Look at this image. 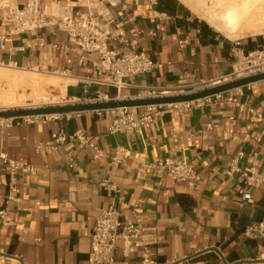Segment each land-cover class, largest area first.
I'll return each mask as SVG.
<instances>
[{
    "label": "crops",
    "instance_id": "crops-1",
    "mask_svg": "<svg viewBox=\"0 0 264 264\" xmlns=\"http://www.w3.org/2000/svg\"><path fill=\"white\" fill-rule=\"evenodd\" d=\"M76 1L39 0L54 13L70 2L75 14L86 7L108 10L111 20L103 23L108 47L118 53L144 48L154 59L149 73L124 78L115 98L229 79L237 71L234 45L211 25L216 34L203 36L196 20L204 19L181 0L183 8L172 14L158 8L160 0H87L86 7ZM98 60L97 53H85L54 26L10 33L0 11V86L23 89L28 85L8 77L58 73L75 82L68 84L69 96L111 94L115 89L103 83ZM224 94L236 96L244 107L211 102L179 111L162 106L134 133L107 131L111 109L0 125V207L8 179L1 155L24 165L16 175L20 201L8 205L16 221H0V264H91L93 221L110 204L123 214L135 209L142 225L140 238L116 241L115 264H141L146 250L149 264H264V236L244 231L264 216V187L247 188L245 198L237 192L241 171L264 174V122L247 109L262 107L264 81ZM53 133L65 138L55 147L49 143ZM80 133L92 145L80 143L75 136ZM169 155L192 164L198 177L175 182L148 166ZM117 190L127 192L123 199Z\"/></svg>",
    "mask_w": 264,
    "mask_h": 264
},
{
    "label": "built area",
    "instance_id": "built-area-1",
    "mask_svg": "<svg viewBox=\"0 0 264 264\" xmlns=\"http://www.w3.org/2000/svg\"><path fill=\"white\" fill-rule=\"evenodd\" d=\"M87 0H77L76 3L84 6ZM86 7V6H84ZM1 24L6 26L10 33H25L27 31L42 29L49 26L57 27L64 32L69 41L77 45L87 54L97 53L99 60L96 64L97 68L102 69L105 75L103 83L115 89L116 95L119 89L125 85L124 78L128 76L143 75L149 73L154 67V59L144 48H134L125 53H118L108 47L110 38L108 31L103 27V23L110 21V12L108 10H100L92 12L88 7L83 12L74 13V5L65 4L60 6L57 13L44 8L39 0H27L20 5L14 4L11 0H0ZM4 38L3 40H5ZM237 45L238 42H235ZM234 46L233 53L237 51ZM236 72L235 74H237ZM89 83V82H87ZM217 81L203 82L197 86L186 87L182 89L159 90L151 89L139 95L138 97H158L161 95H175L191 93L200 89H204ZM111 94L97 92L94 95H87L82 98H76L74 102H93L109 99ZM117 97V96H115ZM111 97V98H115ZM211 102L234 104L238 107L244 105L233 95H225L217 93L209 97L197 99L190 102H181L166 105H148L145 106L144 112H135L132 108L122 107L111 109L114 116L108 124L107 131L109 133H129L136 132L145 124L151 122L154 115L159 113L156 109L162 106L172 107L179 111L186 110L193 105L210 104ZM254 113L257 118L264 122V102L261 108L254 110L247 108ZM103 111V110H101ZM101 111H93L100 113ZM79 114L80 112H74ZM57 116V115H53ZM34 117L24 118H0V125H10L20 120ZM80 143L89 144V139L83 134L75 135ZM64 136L60 133H53L49 141L52 147L64 141ZM239 153L238 156H240ZM2 161L7 167L8 179L5 185L4 206L0 207V221L3 224H13L16 221V215L10 214L8 205L18 203L19 189L16 185V175L18 170L24 165L14 159L1 155ZM236 158H232L229 163V171L234 170ZM150 168L163 170L165 177L175 182H187L198 177L195 167L177 155H169L166 157H156L148 165ZM29 171H33L34 167L26 166ZM241 184H239L237 192L242 198L246 196V189L249 187H264V174L257 172L253 168L243 170L240 173ZM120 198L123 199L126 191H118ZM136 211L131 214H123L119 208L113 204L108 205L95 217L90 232V258L91 264H115L113 249L116 241L122 239L124 243H130L141 237L142 225L140 219L136 216ZM249 236H264V216L256 222L248 225L244 230ZM149 255L146 250L142 257L141 264H149Z\"/></svg>",
    "mask_w": 264,
    "mask_h": 264
},
{
    "label": "bare ground",
    "instance_id": "bare-ground-1",
    "mask_svg": "<svg viewBox=\"0 0 264 264\" xmlns=\"http://www.w3.org/2000/svg\"><path fill=\"white\" fill-rule=\"evenodd\" d=\"M190 7L202 19L224 34L229 39H236L244 36V33L260 34L264 32V10H261V0H181ZM238 27V28H237ZM243 68L238 72L245 75L253 72L249 68ZM261 68L260 70H263ZM62 74H48L32 72L24 76L8 77V81L16 84L23 83L29 86L30 98L33 103H24V96H17L14 89L7 87L0 89V110L10 107H36L39 106L37 100L42 99L44 104H61L57 101V96H63L66 87L70 83H75L69 76L61 77ZM63 76V75H62ZM4 77V76H3ZM50 88L57 92L53 99H49L43 92ZM49 91V90H48Z\"/></svg>",
    "mask_w": 264,
    "mask_h": 264
},
{
    "label": "water",
    "instance_id": "water-1",
    "mask_svg": "<svg viewBox=\"0 0 264 264\" xmlns=\"http://www.w3.org/2000/svg\"><path fill=\"white\" fill-rule=\"evenodd\" d=\"M263 80L264 69H258L245 75H239V73H237L229 77V79L217 80V83L191 93L161 95L158 97L109 98L102 101L66 102L61 104L43 105L36 107H14L0 110V118H24L30 116L63 115L74 112L101 111L122 107L132 108L148 105H166L181 102H190ZM210 249L217 250L215 247H212ZM196 254L197 253L190 255L186 257V259L192 258ZM218 254L223 259L222 254L219 251ZM223 261L225 262L224 259Z\"/></svg>",
    "mask_w": 264,
    "mask_h": 264
},
{
    "label": "rangeland",
    "instance_id": "rangeland-1",
    "mask_svg": "<svg viewBox=\"0 0 264 264\" xmlns=\"http://www.w3.org/2000/svg\"><path fill=\"white\" fill-rule=\"evenodd\" d=\"M260 6H258L261 10H264V0L260 1ZM208 26H210V23L207 22L206 20H204ZM212 28V26H210ZM238 28V27H237ZM213 29V28H212ZM215 31H217L215 29ZM217 33L219 34V36L223 39H226L228 41H230L234 46H236L238 49L235 52V59H237V71L236 72H242L243 68H246L245 70H247L248 68L250 70L256 71V70H260L261 68H264V32L260 33V34H250V33H244V36H240L236 39H229L227 38L224 34L220 33L219 31H217ZM259 37H261V39H259ZM250 39L249 45H251L254 49H249L251 46L248 45V49H247V39ZM262 42V45H260V41ZM235 42H238V44L236 45ZM246 49H245V48ZM242 70V71H241ZM47 75L48 74H44ZM61 77L63 78L64 76L61 75ZM264 81V80H263ZM0 89L5 90L6 88L4 86H0ZM49 90V91H48ZM15 93L17 94V96H24L26 97L24 99V103L26 104H31L33 103V99L29 97V93H30V89L29 86L23 88V89H14ZM44 94L51 100L53 99V96L57 95L56 91L51 90L50 88L44 89L43 90ZM117 95H113V96H108L109 98L111 97H115ZM58 98L56 99L59 102L62 103H66V102H74L79 98V96H72V95H68V85L66 87V91L64 93L63 96H57ZM82 98V97H80ZM37 103L39 104V106H43V105H47L43 103V100H37ZM10 108H14V107H10Z\"/></svg>",
    "mask_w": 264,
    "mask_h": 264
},
{
    "label": "trees",
    "instance_id": "trees-1",
    "mask_svg": "<svg viewBox=\"0 0 264 264\" xmlns=\"http://www.w3.org/2000/svg\"><path fill=\"white\" fill-rule=\"evenodd\" d=\"M158 2V1H157ZM158 8L162 9L170 14L174 13L175 11H178L183 8V6L177 1V0H160V3H158ZM199 25H201V34L203 36H208V35H215L216 32L213 31L204 21H199L198 19L196 20ZM261 39V37H259ZM250 39H247V49L249 45ZM262 40L260 41V45H262ZM251 46V45H249ZM245 48V47H244ZM246 49V48H245ZM249 49H254L252 46ZM70 94V91L68 90V95ZM112 95V93H111ZM262 217L259 216L258 220L261 219Z\"/></svg>",
    "mask_w": 264,
    "mask_h": 264
}]
</instances>
